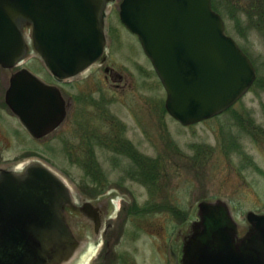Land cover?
<instances>
[{
  "label": "water",
  "instance_id": "water-1",
  "mask_svg": "<svg viewBox=\"0 0 264 264\" xmlns=\"http://www.w3.org/2000/svg\"><path fill=\"white\" fill-rule=\"evenodd\" d=\"M116 0H0V66L13 68L33 50L65 81L104 64V15ZM121 23L140 41L165 91V109L184 127L213 118L245 96L257 71L226 34L212 0H123ZM7 105L36 138L65 119L57 88L22 69L11 78ZM63 105V107H62ZM66 184L40 162L19 175L0 172V264H71L79 242L65 220ZM181 264H264V215L249 212L239 236L223 200L198 204Z\"/></svg>",
  "mask_w": 264,
  "mask_h": 264
},
{
  "label": "rangeland",
  "instance_id": "rangeland-1",
  "mask_svg": "<svg viewBox=\"0 0 264 264\" xmlns=\"http://www.w3.org/2000/svg\"><path fill=\"white\" fill-rule=\"evenodd\" d=\"M120 2L117 0V3ZM213 3L225 21L226 33L249 56L256 68L257 79H261L235 107L219 117L190 128L181 126L167 114L166 92L138 37L121 25L118 4L108 7L105 14L106 54L107 66L123 75L124 82L106 81L103 69L92 66L79 76L63 82L61 87L68 99L82 101L83 104L91 98L94 102L99 101L104 107L100 108V114L105 112L109 119L122 123L125 138L138 145L144 157L152 162L148 173L149 194L160 206L174 203L180 210L177 219L183 228L192 221V209L197 213L198 204L204 200L225 201L241 228L248 224V212H264V23L255 15L248 16L242 7L231 6L228 0H213ZM26 35L30 42V32L27 31ZM20 67L27 68L45 81L53 80L36 52L31 51ZM102 121V116H95L93 111L84 112L83 124L86 128L95 127L94 122L102 126ZM244 122L248 127L256 126L255 137L248 135L246 131L249 130L240 126ZM102 127L105 132L109 131L105 125ZM65 134L63 130V146L55 142L59 135L50 136L47 139L48 143L53 142L50 149L45 146L46 142L37 143L34 152L24 149L19 151V155L23 158L22 164L35 160L51 168L75 194L82 190L81 183L86 182V173L77 164L76 136L70 132ZM20 139L27 144L25 136L21 135ZM233 142L239 150L235 149ZM192 146L196 154L194 165H190ZM95 151L97 157L101 158V148L96 147ZM109 167H103L104 177L99 180L111 182L108 186L116 182L124 183L125 187L143 193L139 203L147 201L149 196L144 188L140 189L130 181L119 180L121 173L127 171L126 165L117 167L116 175ZM172 169L176 172L173 173ZM152 171L158 179H166L165 174L169 171L168 192L162 193L161 185L152 181ZM90 183L88 185L91 187ZM160 212L164 214L143 216L141 224L158 223L162 221L161 217L169 215L173 222L165 220L164 227L169 230L175 225L176 230L178 223L171 215L173 213ZM133 237L126 238L119 250L133 252L138 264H176L169 247H163L165 255L159 257L152 244L159 245L157 240L140 232L134 233ZM167 252L169 256H166ZM96 254V251H92L87 261L81 263L94 264L92 260ZM109 263L114 264V261L110 258L106 264Z\"/></svg>",
  "mask_w": 264,
  "mask_h": 264
},
{
  "label": "flooded vegetation",
  "instance_id": "flooded-vegetation-1",
  "mask_svg": "<svg viewBox=\"0 0 264 264\" xmlns=\"http://www.w3.org/2000/svg\"><path fill=\"white\" fill-rule=\"evenodd\" d=\"M117 4L119 6V14L121 2H113L109 7ZM123 28L126 29L125 27ZM28 44L31 46V43ZM107 62L108 56L105 64L102 65L97 63L94 66H99L103 69L106 81L124 82L123 75L116 72L114 68L107 66ZM21 69L27 68L20 67V65L10 69L0 66V172L5 171L19 175L25 171L28 165L36 162L33 160L22 164L21 161L23 158L19 155L20 150L27 149L28 152H34L37 143L45 142V146L50 149L51 143L53 142L48 143L47 139L50 136L56 135H59V138L55 139V142L63 146V130L67 134L70 132V134L76 136L75 147L78 153L77 164L85 170V181L87 183H81L82 190L75 192V194L71 193L70 201L63 206L66 224L79 242V252L75 264L87 261L92 251L97 252L95 259L92 260L94 264H106L110 258L114 261V264H138L133 252H129L128 249L125 251L119 250L122 249L120 247L125 242L126 238L130 237L134 239V233L138 232L147 234L159 242V245L154 242L152 243L157 256L160 257L161 254L165 255L162 248L169 247L170 254L176 259V264H181L184 239L191 234V224L198 220L195 209H192L193 212L190 214L192 215V221L184 228L181 227L177 219L179 218V208L176 207L174 203L169 206H160L154 201L153 195L149 194L148 173L149 166L152 162L144 157L141 150L137 148L138 145L132 142L130 143L128 139L125 138L122 123L109 119V115L105 112L100 114V108H102L103 105L100 104L99 101L94 102L93 98L85 104H83L82 101L77 102L68 99L67 96H64L63 89L61 88L63 86V81L59 82L52 75V81H44L49 86L59 89L62 97V104L64 100L65 119H62L59 126L47 136L42 138L33 136L23 126L19 118L6 102L7 93L11 85V78ZM116 86L119 85L116 84ZM94 92L93 90V93ZM238 102L229 108V110L235 107ZM89 110L91 112L93 111L95 116L99 118L102 116V126L105 125L109 130L108 132H105L103 127L101 125L98 126L95 122V127L93 126V128H86L84 126L83 115L85 111ZM219 116L193 124L189 127L193 128L196 125L204 124ZM240 126L249 130L246 131L248 135L255 137L254 132L256 131V126H250V128L245 122L240 123ZM21 135L25 136L27 144L21 141ZM232 145L237 149L234 142ZM96 147L99 149L101 148L103 152L100 154L101 158L96 155ZM237 150H239V148ZM190 152H192L190 165H194L196 157L194 146L191 147ZM163 163H166V161H163ZM124 165H126L127 171L121 173L119 180L130 181L136 184L140 189L144 188L146 191L145 193H148L149 196L144 204L138 201L143 196V193H138L134 189L125 187L124 183L116 182L113 186H108L111 185V182L108 183V181L106 182V180L103 179L99 180V178L104 177L103 167H112L113 169L109 168L111 172L116 175V168H120ZM159 171L160 170H158V172ZM172 172L174 173L176 170L172 169ZM168 175L169 171L165 174L166 179L163 177L158 179L159 177L152 171L151 179L161 185L160 188L162 193L169 191ZM61 180L63 181V178H61ZM88 183L92 186L90 187ZM178 202L179 201H177V203ZM8 210L14 211V209H1L0 211ZM160 211H171V213H173L169 214L173 215L177 220L178 225L176 230L175 225H172L169 230L165 228L164 221H171L169 215L161 217L162 221L158 223L148 225L146 223L145 225L141 224L143 216H150L153 213L163 215L164 213ZM230 211H232L231 208ZM258 214H264V212ZM238 227L239 231L242 229L241 231L243 232L240 235H243L248 229V224L241 228L238 223ZM170 254L167 252L166 256Z\"/></svg>",
  "mask_w": 264,
  "mask_h": 264
},
{
  "label": "trees",
  "instance_id": "trees-1",
  "mask_svg": "<svg viewBox=\"0 0 264 264\" xmlns=\"http://www.w3.org/2000/svg\"><path fill=\"white\" fill-rule=\"evenodd\" d=\"M264 0H228L229 4L234 7H242V11L247 13L248 16L250 14L254 17V15L260 19V22L264 23V8H263ZM248 8V9H247ZM213 9L216 11L215 3H213ZM252 23V27L253 22ZM264 26V25H263ZM261 79H257V82H260ZM255 83V85H256Z\"/></svg>",
  "mask_w": 264,
  "mask_h": 264
},
{
  "label": "bare ground",
  "instance_id": "bare-ground-1",
  "mask_svg": "<svg viewBox=\"0 0 264 264\" xmlns=\"http://www.w3.org/2000/svg\"><path fill=\"white\" fill-rule=\"evenodd\" d=\"M229 110V109H228Z\"/></svg>",
  "mask_w": 264,
  "mask_h": 264
}]
</instances>
